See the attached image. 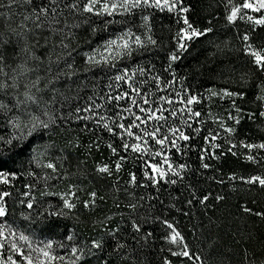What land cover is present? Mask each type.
I'll use <instances>...</instances> for the list:
<instances>
[{"label":"snow or ice","instance_id":"1","mask_svg":"<svg viewBox=\"0 0 264 264\" xmlns=\"http://www.w3.org/2000/svg\"><path fill=\"white\" fill-rule=\"evenodd\" d=\"M189 11L184 0H0V120L11 129L0 136V161L29 147L28 166L21 165L22 171L5 169L0 163V185L5 186L0 188V264H146L145 250L153 233L144 226L150 221L167 230L161 239L168 255L161 264H206L172 221L153 215L157 208L153 201H159L162 211H181L169 189L183 185L193 170L189 152L197 153V175L211 171L207 180L227 184L233 193L237 182L249 192H264V172L218 175L222 170L211 163L230 154L264 169V139L239 138V125L245 119L264 126V43L256 46L249 31L238 30L239 50L251 66L230 67L225 80L236 87L196 92L184 85L186 77H178L173 64L181 59L187 41L206 36L213 28L195 27L186 15ZM165 12L182 25L171 36L174 48L166 53L164 71L170 79L155 72L154 64L136 62L137 56L161 46L155 36L156 18ZM224 20L233 27L247 21L254 32L256 26H264V0H228ZM82 30L87 34L82 35ZM100 32H108L109 38L91 47V38ZM82 43L89 50L84 51ZM77 55L82 65H77ZM96 70L107 82L97 77ZM82 73H92L96 79L89 82L87 75L79 79ZM177 81L182 85L179 90L173 87ZM249 87L255 88L250 100L246 99ZM226 99L229 107L223 115L205 103ZM208 121L214 127L201 135ZM58 134L64 137L62 145L51 139ZM198 137L203 144L193 143ZM102 148L115 159L97 162L92 172L101 180H111L108 195L113 203L98 217L97 201L107 204L106 196H98L93 188L82 200L77 193L83 188L75 181L92 183L86 160ZM81 149L83 160L74 156ZM130 159L140 162V177L128 171L121 185V173ZM19 177L26 182L15 203L23 206L20 217L28 228L53 220H72L73 228L65 226L58 238L17 228L9 220V189ZM64 181L66 186L59 188ZM164 185L169 186L167 204L159 195ZM184 187L188 206L196 202L208 208L226 200L216 194L215 204L210 205L208 194H198L192 184ZM240 209L264 220V211L254 212L247 202ZM75 224L82 225L85 234ZM207 243L213 249L217 240L213 237ZM212 264L231 262L218 257ZM238 264H264V240L259 249L245 247Z\"/></svg>","mask_w":264,"mask_h":264},{"label":"trees","instance_id":"2","mask_svg":"<svg viewBox=\"0 0 264 264\" xmlns=\"http://www.w3.org/2000/svg\"><path fill=\"white\" fill-rule=\"evenodd\" d=\"M234 3L240 2V0H233ZM228 0H184V4L190 7V11L186 13L190 22L195 27L203 28L210 26L213 28V32L193 38L191 41H187L188 47L180 53L181 59L173 64V70L177 73V76H185L186 80L184 85L192 88L196 92H204L209 87H236L231 81L225 80V76L228 75L230 67L237 69L250 67L249 58L244 56L240 51L241 41L238 40L237 32L249 31L252 41L256 46H261L264 43V26H256L254 32L251 31V25L247 21H238L235 27L226 26L225 16V4ZM211 20V24L208 21ZM181 24L176 23V19L173 15L165 13H157L155 36L160 43V47L152 49L149 52L143 53L137 56L136 62L141 65L151 64L155 65L154 71L161 74L162 77L170 79L171 77L164 71L168 67L166 60V53L171 51L175 46V41L171 40V36L175 34L178 27ZM82 35H86V30H82ZM109 38L108 32H100L97 36H93L90 40L91 47H96L97 44H102L105 39ZM227 42V43H226ZM219 49H223L220 51ZM84 51L89 50L87 44L81 45ZM77 65H82V57L77 55L75 57ZM221 72L224 75H221ZM97 77H101L102 82H107L106 77L102 76L100 70H96ZM84 75H87L89 82L96 79L92 73L80 74L79 79H83ZM140 79V77H137ZM77 80V78H74ZM75 86V85H74ZM150 86V85H149ZM173 87L179 90L182 85L177 81ZM88 91V90H86ZM247 98L250 100L255 92L254 87L246 89ZM209 104L212 111L217 114L223 115L225 110L228 109L229 104L227 99L224 101L215 100L214 102H205ZM207 108L203 111L207 112ZM203 118V117H202ZM209 127H214L211 121H208L205 125V131L201 135L206 134V130ZM11 129L3 124L0 120V136L8 135ZM107 135L106 133L104 134ZM247 137L250 142H259L264 139V126L260 121L251 122L247 119L241 121L239 125V138ZM49 139V137H45ZM58 145L63 144L64 137L57 135L51 137ZM223 142V141H221ZM84 143H88V138L84 137ZM193 143L203 144L202 139L199 137ZM83 149L75 153L74 156H79L81 160L85 159L83 156ZM29 147L25 146L22 149L14 150L12 154L0 163L3 167L12 171H22L23 167L28 166ZM115 157H110V154L106 148H102L100 152L93 151L92 154L87 157L86 168L90 173V179L92 183H89L88 179L83 181L77 179L75 182L80 184L83 191L77 194L81 199H87V193L93 188L99 195H105L107 198V204L102 201H97L99 207L96 209L95 215L100 217L103 213L109 211L112 208V199L108 195L110 179L101 180L95 176L92 172L97 162L110 163ZM188 163L192 165V171L187 175L184 184H178L174 188L169 189L168 185H164L160 192V200L168 203L169 192L165 189H169L172 195L176 196V207L181 209L177 211L175 208L164 209L159 201H153L157 205V208L153 215H159L162 219L167 218L172 221L178 229L184 233L192 251L201 255L206 264H212L218 257H223L226 262L231 264H238L240 256L245 247L249 249H259L261 240H264V220L259 217L250 214L242 213L240 204L247 202V206L253 211H264V192L260 191H247V186L240 187L237 182L236 192L233 193L227 184L221 186L217 185L214 181L207 180L206 176L211 175V171L204 175H197V167L199 160L197 153L189 152L187 157ZM177 162H183V160H177ZM75 163V158L73 159ZM211 163L219 167L222 173L235 171L241 174H256L257 172H264L259 165H253L243 158L233 157L230 154L225 155L219 162L211 161ZM134 171L140 177V162L130 159L125 163L124 170L121 173L120 183L124 184L127 180V172ZM203 172V170H200ZM23 177H19L15 181V187L9 189L12 192V197L9 199V220L12 221L20 230H26L32 232L33 229L38 237L58 238L64 234L65 226L68 229H72L74 221L72 220H53L48 224L37 223L33 228H28L27 222L20 217V210L22 205L17 206L15 201L19 200V192L23 189ZM68 181H64L59 185V188L63 189ZM186 184H192L198 190V194H208L209 204H215L213 197L216 194H223L226 196V200L220 202L216 206H210L204 208L199 203L194 202L193 205L188 206L185 201L189 198L188 191L184 187ZM0 188L5 186L0 185ZM143 191V190H141ZM39 201V193H36ZM48 199V198H46ZM256 202L253 203L252 201ZM37 208L40 207L38 203ZM116 211V209H112ZM25 211H27L25 209ZM184 212L188 215L185 216ZM33 218H35V211H33ZM76 230L85 234L86 230L80 224H75ZM146 231L153 233V238L149 240L148 247L145 250L146 264H161L162 257L168 255L167 245L161 239L166 234V228L159 222L150 221L144 226ZM216 238L217 243L213 249L208 248V240ZM164 247V251L161 248ZM94 264V262H93Z\"/></svg>","mask_w":264,"mask_h":264}]
</instances>
